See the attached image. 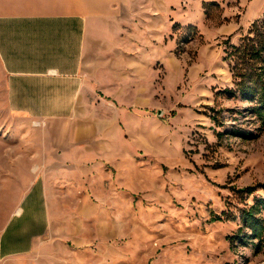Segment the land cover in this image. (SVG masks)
I'll list each match as a JSON object with an SVG mask.
<instances>
[{
	"label": "rangeland",
	"instance_id": "1",
	"mask_svg": "<svg viewBox=\"0 0 264 264\" xmlns=\"http://www.w3.org/2000/svg\"><path fill=\"white\" fill-rule=\"evenodd\" d=\"M133 5L119 37L132 36L133 76L120 71L121 100L90 102L101 133L14 112L0 90V230L44 176L55 240L24 264H264V237L242 218L261 200L264 222V119L236 91L246 63L231 54L264 0Z\"/></svg>",
	"mask_w": 264,
	"mask_h": 264
},
{
	"label": "crops",
	"instance_id": "2",
	"mask_svg": "<svg viewBox=\"0 0 264 264\" xmlns=\"http://www.w3.org/2000/svg\"><path fill=\"white\" fill-rule=\"evenodd\" d=\"M133 2L0 0V90L8 108L48 122L83 118L77 132L101 133L102 111L90 102L104 97L121 100L116 89L120 71L133 76L129 74L132 36L128 32L126 39L119 40L131 24ZM87 117L94 120L86 121ZM94 147L91 144L79 153L83 163L88 156H96L88 151ZM67 149L58 159L72 163L73 146ZM52 189L44 176L33 181L19 211L0 230V264H24L55 240Z\"/></svg>",
	"mask_w": 264,
	"mask_h": 264
},
{
	"label": "trees",
	"instance_id": "3",
	"mask_svg": "<svg viewBox=\"0 0 264 264\" xmlns=\"http://www.w3.org/2000/svg\"><path fill=\"white\" fill-rule=\"evenodd\" d=\"M249 32L254 33V36H249L251 41L241 44L240 48L235 47L233 49L236 50L235 53L231 52L232 55H236L235 58H239L234 67L246 63L234 68L236 91L243 97L256 101L257 104L252 109L264 119V17L253 21ZM251 190L249 188L248 191ZM260 202L261 200H258L244 209L242 217L251 235L258 239L264 237V222L255 216V210L258 209Z\"/></svg>",
	"mask_w": 264,
	"mask_h": 264
}]
</instances>
